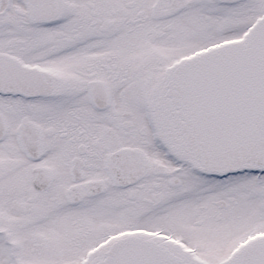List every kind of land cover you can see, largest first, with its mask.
<instances>
[{"label": "snow or ice", "instance_id": "obj_1", "mask_svg": "<svg viewBox=\"0 0 264 264\" xmlns=\"http://www.w3.org/2000/svg\"><path fill=\"white\" fill-rule=\"evenodd\" d=\"M0 264H264V0H0Z\"/></svg>", "mask_w": 264, "mask_h": 264}]
</instances>
